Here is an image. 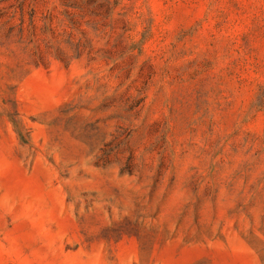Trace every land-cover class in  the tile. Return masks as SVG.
<instances>
[{
    "label": "rangeland",
    "instance_id": "rangeland-1",
    "mask_svg": "<svg viewBox=\"0 0 264 264\" xmlns=\"http://www.w3.org/2000/svg\"><path fill=\"white\" fill-rule=\"evenodd\" d=\"M0 264H264V0H0Z\"/></svg>",
    "mask_w": 264,
    "mask_h": 264
}]
</instances>
